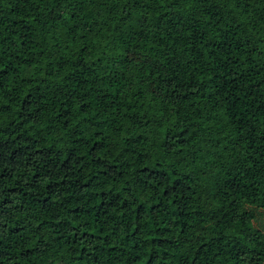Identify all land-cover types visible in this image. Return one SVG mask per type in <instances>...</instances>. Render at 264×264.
<instances>
[{
  "label": "trees",
  "instance_id": "trees-1",
  "mask_svg": "<svg viewBox=\"0 0 264 264\" xmlns=\"http://www.w3.org/2000/svg\"><path fill=\"white\" fill-rule=\"evenodd\" d=\"M0 264H264V0H0Z\"/></svg>",
  "mask_w": 264,
  "mask_h": 264
}]
</instances>
